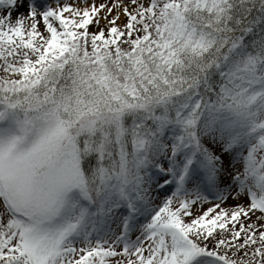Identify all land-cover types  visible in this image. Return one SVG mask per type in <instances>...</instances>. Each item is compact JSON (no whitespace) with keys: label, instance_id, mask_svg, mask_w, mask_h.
<instances>
[{"label":"snow or ice","instance_id":"snow-or-ice-1","mask_svg":"<svg viewBox=\"0 0 264 264\" xmlns=\"http://www.w3.org/2000/svg\"><path fill=\"white\" fill-rule=\"evenodd\" d=\"M0 264H264V0H0Z\"/></svg>","mask_w":264,"mask_h":264}]
</instances>
